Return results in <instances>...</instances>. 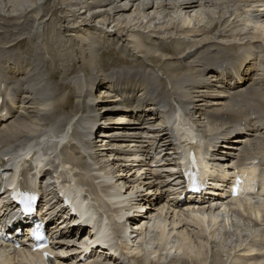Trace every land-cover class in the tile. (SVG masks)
Here are the masks:
<instances>
[{"label":"bare ground","instance_id":"bare-ground-1","mask_svg":"<svg viewBox=\"0 0 264 264\" xmlns=\"http://www.w3.org/2000/svg\"><path fill=\"white\" fill-rule=\"evenodd\" d=\"M137 1L138 0H131L132 3L133 2L135 3ZM234 1L243 2L244 6L249 7L250 11H252V12H255V13L256 12L257 13L263 12L264 13V0H233L232 2L235 4ZM97 2L99 3V5L103 4L102 6H106L105 9L98 10V12L105 11L104 13L106 15H108V14H110L109 12H112V10L117 6L116 4L118 2H120V0H97ZM140 2L142 4L143 9H145V8H147L153 4L158 3V5L160 6L162 3H164V4L166 3L167 7L169 5H172V7L176 8L177 12L179 10L181 11L183 9H188V10L193 9L194 10L195 8L200 7V8H202V11L199 14L203 15V16H204V14H206V16H207V14L209 12H205V9H206L205 7H209L210 5H213V4L214 5L216 4L215 6L219 7L223 4H228V2H231V0H142V1L140 0ZM246 2H249V3H246ZM70 3L75 5L74 6L75 8L69 9L66 11L67 14H64L62 17L63 22L70 21L69 17L78 15L77 13L82 8L80 6V4L77 3L76 1H70ZM94 3L95 2L93 1V3L91 5H93ZM113 5H116V6H113ZM132 5H134V4H132ZM89 6H90V4L88 3V0H86V4L84 5V7H89ZM1 10L6 12V13L8 12L9 14H12V13L14 14L17 12L19 13L21 10L32 12L33 16H34V20H35L31 24L32 31L35 30L36 24L39 23V20H44V19H46L47 21L49 20L48 17H44V15H41L40 6H39L37 1L0 0V11ZM44 10L47 11L46 8ZM125 10H127V8H125ZM208 10H209V8H208ZM224 10H226V9L224 8ZM97 13L92 15L91 21H93V18L95 17V15H97ZM140 14H142V13H140ZM249 14H250V12H248V15ZM232 15L233 14H231L230 17ZM206 16H204V17H206ZM225 16H226V12L224 11L220 20L215 22L213 20V17H215L214 14L213 15L208 14L209 18L212 17V18H210V20H212L211 21L212 29L217 28L218 26H220V24L223 25V22L226 19L222 20V18ZM110 17H114V15L110 14ZM198 17H196V18H198ZM187 19L188 20L185 19L186 21H184V19H183L184 22L182 21L183 24L179 29H181V30L185 29L186 31L190 30L189 24H191L193 21H191L189 18H187ZM77 21L78 20H76L74 22V24L76 26H79V27L81 25L88 26V25L92 24V22H87V21L84 23L81 21V23L77 24L76 23ZM105 21H110V20H105ZM113 21L117 22L115 24L116 27H118V28L120 27L118 30V33H115L114 32L115 30L114 31L113 30H107L104 28V26H102L101 29L103 32H102L101 36H99V37H100V40L108 41L109 43L113 44L114 47L116 49H118L121 53L125 54L126 57H122V59H121V61L123 63H133L135 61L136 62L142 61V58H148L155 65L160 66L161 64H163V65H161L163 68L162 67L161 68L164 70V72L163 71L162 72L164 74H167V73L171 74V77L174 78L172 81L173 84L179 85V87L185 85V90H182L181 87L179 89L180 91L178 92V95H177L179 97V99L175 95L171 94V92H169L170 100L172 98V100H178L179 102H180V100L182 101V103H179V102L175 103V106L177 107V108L176 107L175 108L178 110V112L179 113L182 112L181 111L182 109L180 107L184 108L187 111V114L190 115V119L192 118V122L195 125L193 128V126L190 123H187L188 127H190V128H187L185 126L180 127L178 125L174 129L175 134H176L175 136H177V140L179 142L178 147H182L180 143H181V139L184 137L188 140L192 139V140L197 142L198 141L197 139L200 138L199 134H197V133H198V131H201L199 129L202 128L199 126L203 125L205 127V129L203 132L201 131L202 132L201 134L205 135L206 137H209L210 140H212V142L214 139H217V140L221 139L222 135L230 134L231 129L233 131L236 130V131L243 132L244 135H242L241 138L235 137L234 140H232L235 143H237V142L238 143L239 142L240 143H246L245 156H241L242 162H243V160L247 159L244 163L249 164V163H252L253 159L255 160V159L259 158L258 156L263 157L262 154H264V136L260 137V140H258V142L256 143V149L253 150V151H255V153H252L253 151L250 150V148L253 146V139L249 138L248 136L254 135V133H260V134L264 133V88H263L264 87V75L261 78H257L254 81V85H253L252 89H247L246 91L241 90V88L247 84L249 78L248 79L246 78V80L243 82L242 85L239 83V84H237V86H235L233 88L229 87L230 89L229 88L227 89V87H225V85L222 82L215 83V82H213L214 80H211V77L209 76L211 72H213V71L215 72V70H217L219 68L220 62H223V60L224 61L226 60L228 63L230 61H232L233 63L238 62L237 75L239 78L242 77V70H243V68H246L245 63L248 60H249L248 63H250L251 59L255 60V59L261 57L262 53H260V55H259L258 52L256 51L257 48H259L258 47L259 45H254V43L255 42L260 43L261 41H264V35H262L264 33L263 27H261L260 29H257L259 31V33H257L256 36L248 38V40L245 42L247 44V46L249 47V49L246 50V52H245L246 53L245 57L239 56V57L228 58L229 56L227 55L230 48H237V46L240 45L239 42L245 41L247 39V33L244 31V29L233 30L231 32V34L227 35V36L220 33V35L218 36V40L220 41V43H222V42H227V43L233 42L235 44L233 46H231L229 44V47H223V49L220 45H218V47L214 46L213 48L203 50V54H200L199 58L205 59L207 62H204L203 64L199 63L197 71L194 72L195 66L192 64H185L183 62L173 64L172 61L174 59V55L177 57L178 56H181V57L184 56V59L187 57H191L192 52L195 50V48H198L201 44L206 43L207 39H204L202 41H192L188 44V46L186 48H183L182 46L177 45L178 43H185L186 42L185 40H183V41L182 40H176L175 43L172 42L173 44L166 45V46L161 45V47L158 46V49L161 51L160 54H158L156 52V49H155V48H157V46L156 47L155 46L154 47L146 46L141 40L138 39L139 32L135 31L134 29L131 28L133 26L131 23H129V24L126 23L125 25L122 26L121 22H119L117 19H115ZM105 24H107V22H105ZM134 24H137V23H134ZM186 24H188L187 27L184 26ZM130 25H132V26H130ZM139 25H141V24H139ZM174 25L175 24L172 23L168 26L174 27ZM66 29L73 31V33H75L77 36H81V35L85 34L83 32H76V30H74L75 28L71 29V27H69V26H66ZM93 29L99 30V28H97V25L96 26L94 25ZM261 31H262V33H260ZM50 34L52 36H54V33L50 32ZM111 34H113V36L110 38ZM87 35L88 34H86V36ZM89 37L90 36H87V39ZM52 40H56V38L53 37ZM19 45H21V44L16 42V43L12 44L11 47L12 46H19ZM69 45H70V47H75V45H73L71 42L69 43ZM261 47H263V46L261 45ZM134 50H136L138 53L142 54V58L141 57L139 58V57H137V55H134V54H136L133 52ZM187 50H188V52H187ZM263 50H264V47H263ZM212 51H216L218 54H219V52L220 53L222 52V56H219L218 54L214 55L215 53L211 54V53H213ZM34 52L36 55H38V52L36 50H34ZM189 53H191V54H189ZM24 54H27V50H26V53H24ZM166 55H168V56H166ZM130 57H132L133 59L132 58L129 59ZM139 59H141V60H139ZM169 62L172 64H170ZM8 63L9 64L6 67V71L9 75H11L8 77L9 80H11L10 83H16L18 80H20V82L17 83L15 85V88L13 89L14 90L13 91V98L15 100L18 99L17 103L22 104V106L19 105V108H17L16 111L13 112V114L11 112L12 109H9L7 106L5 107V110H7V117L4 118V119H6L5 121H7L11 116L12 117L15 116L14 120L12 119V121L10 123H8V122L4 123V122H2L3 118L0 119V125H2V128L0 129V161L5 160L6 157H9L10 160H12L15 157L16 151H18L21 148H24L28 144L32 145V146H36L38 148V151L40 152V154H41L40 144L42 142L44 143L46 141L47 144L49 143V145H51V148H54V146L57 145V144H55L56 141L53 140V137H55V136H53L52 138H47L46 134H44V136L41 137L42 140L40 142H38V144H39V146H38V144L36 142L37 140H39L37 138L39 136L38 132L41 130H44L49 125L54 126V127L56 125H58V127L60 128V130L58 129L59 130L58 132H61L68 125L70 126L78 115H80V123L83 124L84 128L90 129L89 132L87 131V129H86L87 132L85 131L87 133L86 137L89 138L90 134H95L97 132L95 130L94 126H95V124L98 123L99 119L101 121L106 116H111V115L120 116V115L130 114L131 113L129 111L130 108H132V110H135L138 108L137 106L136 107L133 106V104L135 102L141 101V100H143L145 102L143 105V108L149 107V109H147V110H149L150 113L146 115V114H143V112L138 110L137 114H136L135 122H132L131 124H129L128 126H125V127H122V124L119 123L120 125L114 131V133L121 132L123 134L120 137L126 138L127 133L130 132L129 129H131V130L136 129L137 130V129L141 128V127L135 128L136 126H133V124H142L143 121H148L146 123H149V124L147 126H144V128H142V129H144L143 131H141L142 134L151 135L150 139L151 140L155 139L156 143L158 142V144H159V141H161L162 139L168 138V137L163 138V136L168 134V131L166 128L162 129V133L154 135V136L152 135V133L155 132V131L151 130V129H153L152 126H154V123L157 121V119L159 121L160 118L158 117V115L165 111L164 105L166 103L164 101H160L158 99V97L156 96V91L153 87L152 82L144 74H142L138 71H132L131 72V71H122L121 70V71H118L116 74H113V75L110 74L111 76L106 75V77H99L97 82L99 80H101L102 81L101 83H103V85H105L104 88H102V90L99 91V94H104V96H102V97H101V95L98 96L97 92L94 90V85L97 84V82L95 83V80L92 82L95 84L90 83L88 78L86 80L91 85V88H93L95 93L91 89H89L90 86L85 85L84 89H83V86H82L83 84L82 85L77 84L75 86L62 85L61 88L63 90H65V91L66 90H69V91L72 90V92H70V94L65 92L63 95L60 96L61 101L53 100V102L51 103L50 101L47 100L48 95L46 94V92L43 89L38 88V86H41V84L36 82V78H37L36 74L37 73L33 74L30 71L26 70L27 68H32L31 70L36 69L37 67H36V65H34V63L30 62L29 60L23 59L21 56L20 57L16 56L15 54L10 55V58L8 59ZM78 64H80V66L83 67L84 69H87L89 71L91 70V68H90L91 64L87 60V58L83 59L82 61H81V59H78V62H76V64H70V65L66 66L64 69H62V75L70 76L72 73L75 72ZM230 68H232V66ZM206 70H210V73H207V72L205 73ZM21 75H23L22 78H19ZM222 75H223V73H222ZM25 79H27V80H25ZM24 80H25V82H24ZM157 82H163V80H160ZM168 82L170 85L172 84L171 79ZM109 83H111V85H109ZM167 87H168V85H167ZM221 87H222V89H220ZM217 88H218V90H217ZM226 89H227V91H226ZM105 90H107V91H105ZM223 92H225V93H223ZM106 93H107V96H105ZM103 99H105V100H103ZM167 99H169V96H167ZM14 105H15V101H14V103H12V107H14ZM140 106H141V104H140ZM189 107H190V109H189ZM191 108L197 109L195 111V113H192V117H191V114L189 113ZM178 112L176 113L175 116L173 115V117L170 120L168 117L164 118L162 116V114H160L161 119L163 120L162 123H165L166 119L169 121L173 120L179 114ZM101 113H102V117H100ZM153 115H157L156 116L157 118ZM167 116H170V114H167ZM155 118H156V121H154ZM152 121H154V123ZM242 121H244V125L246 126L245 129H244V127H239ZM139 122H141V123H139ZM198 122H199V124H198ZM156 132H159V131H156ZM111 133L112 132H109L107 134V133H104V131H101L100 137H102V135L103 136L109 135V137L111 138V137H113V136H111ZM82 134H84V133L80 134L77 131L74 132V136L76 137L75 139H77V137H80ZM59 136H60V134H56V137H59ZM114 137H117V136H114ZM44 138H46V139H44ZM237 138H239V139H237ZM58 139H59L58 142H61V144H63L64 141L68 139L67 144H69V146L72 149H77L79 147V146H77V144H73L74 141H72L73 139L71 140V138L67 132L62 133V137H59ZM114 139H115V141H117L116 143H119L117 138H114ZM114 139H106L105 141L114 142ZM97 141H100V140H98V137L96 139V142ZM93 143H95V142H93ZM15 144H19V145L14 146ZM227 144H229V143H227ZM103 145H104L103 148L99 147L98 144L97 145L94 144L93 146H90L89 148L91 149V152L88 154V157L95 159V155L97 154V152H101V150L106 151V150L110 149V148H107L108 143H104ZM113 145L115 146V144H113ZM116 146H118V144ZM161 146H163V148H165L164 150H169V145L162 143ZM208 146L213 147V143L211 144V141H210V144H208ZM121 147L122 146H120V147L118 146L114 150H110V151L108 150V152H120L119 150L121 149ZM127 147H130V145H128ZM157 147H159V146H157ZM226 147H232V146L226 145ZM233 148H237V147L234 146ZM153 149H154V146H150L147 149V152L149 153ZM196 149L201 155L204 154V151L201 147H198ZM247 151H249V152H247ZM86 152H89V151L85 150V153ZM132 153H129V154H132ZM134 154L135 153H133V155ZM249 154H252V155H250V157H248ZM101 155H103V154H101ZM74 162L76 165L80 164L79 161H74ZM210 165H211V163H210ZM212 165H214V164L212 163ZM212 165H211V172L215 173L217 169L213 170ZM83 167H85V165ZM256 167H257V165L254 166L253 169H251V171L253 172L254 179L258 180V177L256 174ZM47 174H49V172H46L44 177ZM118 186H119V184H118ZM62 187H63L64 191H68V189H67V188H69L68 186L65 187L62 185ZM121 187H123V186H121ZM76 190L79 193H81L83 191V189H76ZM122 190H123V188L113 186L112 191L116 192V194H115L116 197H108V200L111 203H113V200L116 199L118 205H122V204H124L125 206L131 205L132 204L131 202L133 201V199L131 198L132 192H130L128 196H124V195H122ZM263 190H264V184H263ZM157 202L159 203L158 200H157ZM158 203H156V202L153 203V205L156 206V207H154L153 210L156 209L161 214H164L163 212L166 211V208H167L166 205L160 206V205H158ZM74 204L80 206V211L82 213V217L85 218L86 221H89L90 223H92L95 226L99 225V222L96 218H91V219H90V217L88 218V216H87L88 210L91 211V207L86 200L82 199V197L81 198L78 197L74 201ZM159 204H161V203H159ZM203 206H204L203 200H199L195 205H188V207L186 209H181L182 205L177 204V203H174L171 207L169 206L168 210H170L172 213V217H170V221H168L167 217H166V219H164L165 220L164 222L162 220H159L157 223V229H158L157 239L160 241V244H161V246L158 249L157 248L151 249V250L146 249V248H148V244L151 243V239L153 240L154 237L152 236V234L149 230H145L143 227L142 230H140V232L142 231L141 232V241L143 239V246L142 247L147 252L145 255L142 256L143 257V259H142L143 264H207V262L209 261V260L207 261V259H208L207 257L209 255L207 256V254H206L207 250L206 249H207V247H209L210 241L206 238L203 239V237L198 236V238L200 237L201 239H198V242H196L195 240H193L196 237L191 238L187 229L184 228V221H189L190 223H193L194 225L195 224L199 225V227L202 226V227H200L202 229L207 224L211 228L213 225H215L218 222V219H219L218 216L214 215L215 213H213L212 211L209 213L206 210V208ZM223 206H224V204H223ZM239 206L242 208V210H244V205H242L241 202L239 203ZM225 209L228 210L229 207H226ZM211 210H213V208ZM262 210H264V209H262ZM167 213H169V212H167ZM187 213H188V215H186ZM256 213H257V216H259V212L256 211ZM147 214H148V212L146 213V216H147ZM151 216H152V214H151ZM186 216H188V218H186ZM146 219H148V217ZM236 221L238 222L237 219H236ZM233 223H236V222L233 221ZM237 224H239V223H237ZM248 226H250V225H248ZM248 226L245 227L244 229L250 230L251 227L249 228ZM240 227H241V224H240ZM251 229L253 231V228H251ZM192 231H194V230L192 229ZM247 232H248V230H247ZM206 233H207V230H205V228H204L203 234H206ZM193 234H194V232H193ZM207 235H208V233H207ZM246 235H245V237H246ZM111 236H114V239L116 238V233L113 229H112V235ZM195 236H196V234H195ZM240 236H242V233ZM216 238H217V236H216ZM157 239H156L155 244L159 243V241H157ZM226 240H227V238H226ZM64 242L65 241L60 242V244H61L60 247H62V246L66 247V245H65L66 243H64ZM238 244H239V242L237 243V245ZM241 244H243V243H241ZM153 245L154 244H152L151 246H153ZM217 248H219V247H216V249ZM227 248L228 247L226 246V249ZM221 249H222V247H221ZM226 249L224 251H226ZM234 249H236V248H234ZM141 250H142V248L140 249L139 247L129 249V250L127 249V251H128L127 254L138 255L141 253ZM62 251L67 252V248H64ZM257 251H258V249H254L250 253L253 254ZM228 252H229V254L231 253L230 251H228ZM171 253L174 254V256L169 260V262L168 261L164 262V263L161 262L162 256H163V258L166 256H167V258H169V256H171ZM217 253H218V256L220 257L222 264L223 263L225 264L224 259L221 257L222 254H220L219 251ZM151 255L154 256V257H152L153 261H151V258H150ZM106 261L109 262V261H113V260L109 259ZM159 261H160V263H159ZM263 263H264V258L261 259V263L260 262H250L249 264H263ZM76 264H77V261H76ZM85 264H105V262L104 261L100 262L97 260L95 261V259H93L91 261H88ZM233 264H241V263H239V261L234 260Z\"/></svg>","mask_w":264,"mask_h":264},{"label":"rangeland","instance_id":"rangeland-1","mask_svg":"<svg viewBox=\"0 0 264 264\" xmlns=\"http://www.w3.org/2000/svg\"><path fill=\"white\" fill-rule=\"evenodd\" d=\"M30 1H37L39 6H40L41 15H44V17H48L49 20L48 21L46 19L39 20V23L36 25L35 30L32 31L31 24L35 21L32 12H28L25 10L24 11L21 10L22 11L21 12L19 10L20 11L19 13L17 12L14 14L13 13L9 14L8 12L6 13V12L1 10L0 11V50H3L5 48V46L8 43H10L8 46L9 49L20 47V48H23V53H26V50H27V55L34 57V55H36L34 50L38 49V47H39V51L41 53V56L36 57L33 60H35V63L38 65V70H41L43 73H41L40 75L36 74V77H37L36 82L41 84V86H38V88L43 89L46 92V94L48 95L47 100L50 101L51 103L53 102V100L61 101L60 96L63 95L65 92H67L69 94H70V92H72V90H70V91L69 90H66V91L63 90L61 88L62 85L75 86L77 84H81V85L83 84L82 86L84 89V86L88 83V82L86 84L84 83L86 81V78H88L90 83H92L94 80L96 83L98 78L102 76L101 74L107 68H108V70H111L112 68L117 67V66H121V67L127 68V69H132V70L123 69L122 71H131V72L132 71H138V72L142 73L140 70H138L141 68L142 71L146 72L148 74V76H150V78L152 77L151 79L154 80V81H152V84L153 85L155 84V86H156L155 91H156V96L158 97V99L160 101H164L165 103L172 101V98L170 100L169 92H171V91L169 89L175 91L176 87L178 88L179 85H175L172 83L174 78L171 77L170 73H167L165 75L162 74L164 72V70L162 69L163 67L161 65H163V64H161L160 66L153 64V62H151L148 58H142V54L138 53L136 50H134L133 52L136 53L135 55H139L142 58V61H137V62L135 61L133 63H123L121 61V59L124 55L120 56L122 54H120L121 52L118 49H116V48L113 49L114 47L112 49H108V50L105 49V48H108V45H110L111 43L107 45V43H109V42L100 40L99 36H101V34L103 32L101 27L104 26L105 29L113 30V31L115 30L114 32L118 33V30L120 27L118 28L115 26V24L117 23V22L113 21L115 19H117L119 22H121L122 26L125 25L126 23H128V24L131 23L133 25V26L130 25V26H132L131 28L134 29L135 31L139 32L138 39L141 40L146 46H149V47H154V46L156 47L157 46V48H155V49H156V52L158 54H160V52H161L158 49V46L161 47V45L162 46L170 45V44L175 43L176 40H182V41L185 40L186 41L185 43H178L177 45L182 46L183 48H186L188 46V44L192 41H202L204 39H207L206 43H203L198 48H195V50L192 52V55H191L192 58L187 57L184 59V56H182V57L178 56L177 57L174 55V59L172 61L173 64L180 63V62H183L185 64H192L195 66L194 72L197 71L199 63L203 64L204 62H207L205 59L199 58L200 54H203V50L213 48L214 46L218 47V45H217V44H219L218 43V36L220 35V33L227 36V35H230L233 30L244 29V31L247 33V39H248V38L256 36V34L259 33V31L257 29H260L261 27L264 28V13L263 12H260V13L252 12V11H250L249 7L244 6L243 2L234 1L235 2V4H234L232 2L233 0H231V2H228V4H223L219 7L215 6L216 4L210 5L209 7H205L206 8L205 12H209L208 13L209 15L214 14L215 17H213V20L215 22L220 20L224 11L226 12V16L222 18V20L226 19L223 22V25L220 24V26H218L217 28H214V29H212V26H211L212 20H210V18H212V17L209 18L208 14H207V16H206V14H204V16H206V17H204L203 15H200L199 13H201V11H202V8H200V7H197L194 10L193 9L192 10L191 9H189V10L183 9V10H181V11L179 10L177 12L176 8L172 7V5H169L167 7L166 3L165 4L162 3L159 6L158 3L156 2L157 4H153V5L145 8V9H143L140 0H138L140 3L138 1L135 3L134 2L132 3L131 0H120V2H118L116 4L117 6L113 5L116 7L112 10V12L108 11L110 14L114 15V17H110V14L106 15L104 13L105 11L98 12V10L105 9L106 6H102L103 4L99 5L97 0H91V1L88 0V3L90 4L89 7H84V5L86 4V0H30ZM70 1H76L77 3L80 4V6L82 8L77 13L78 15H76V16H70L69 15L70 17L68 16L70 18V21L63 22L62 17L64 14H67L66 11L69 9L75 8L74 7L75 5L70 3ZM93 1L95 3L93 5H91L93 3ZM132 4H134V5H132ZM45 8L47 9V11L44 10ZM125 8H127V10H125ZM208 8H209V10H208ZM224 8L226 10H224ZM248 12H250L249 15H248ZM96 13H97V15H95V17L93 18V21H91L92 15H94ZM140 13H142L143 15ZM177 13L178 14L180 13V14L178 15ZM231 14H233V15L230 17ZM196 17H198V18H196ZM187 18H189L191 21H193L191 24H189L190 30L186 31L185 29H183V30L179 29L182 26L183 22L188 20ZM183 19H184V21H183ZM76 20H78L76 22L77 24L81 23V21L83 23L86 21L92 22V24L88 25V26L81 25L79 27V26H76L74 24V22ZM105 20H110V21H105ZM105 22H107V24H105ZM134 23H137L138 25L134 24ZM172 23L175 24L174 27H169L168 25H170ZM139 24H141V25H139ZM94 25L95 26L97 25V28H99V30L93 29ZM187 25L188 24H186L184 26L187 27ZM66 26L71 27V29L75 28L74 30H76V32H83L85 34H83L81 36H77L75 33H73V31L66 29ZM263 31H264V29H263ZM31 32H33L31 37H34V36L39 35V34H43L42 37L44 39L45 44L43 45V39L41 37H39L37 39V42H36V38H35L33 40L35 44H33V45L27 44L26 38L15 39L17 37L29 36L28 33H31ZM50 32L54 33V36H52L50 34ZM260 33H262V31ZM86 34H88L87 36H90L88 39H87ZM262 35H264V33ZM112 36H113V34L110 35V38ZM53 37H55L56 40H52ZM60 40H61V42H64V43H68L70 41L73 45H75V47H70V45L61 43ZM16 42H18L21 45L11 47V45L16 43ZM3 46H4V48H3ZM222 46H224V45H222ZM103 49H105L106 51L104 50L102 53V56H99L101 50H103ZM222 49H223V47H222ZM241 50H240V53L242 52ZM2 52H4V53L2 54ZM2 52L0 53V55L2 54L0 58L3 61L6 58V56H5L6 54H5V50H3ZM187 52H188V50H187ZM212 52L213 53H211V54H214V53H215L214 55L218 54L216 51H212ZM232 53H237V52H232ZM12 54H15V51H12L11 55ZM50 54H51V56H50ZM189 54H191V53H189ZM218 55L222 56V52L221 53L219 52ZM166 56H168V55H166ZM85 58H87V60L91 64V67H90L91 70L90 71L87 69H84L83 67L80 66V64H78L77 69L70 76L62 75V69H64L66 66H68L70 64H76V62H78V59H81V61H82ZM130 58H132V57H130ZM48 59H49V61H48ZM139 60H141V59H139ZM172 63H170V64H172ZM146 66H147V69H145ZM134 68H137V69H134ZM149 72H150V75H149ZM83 73H85L86 76ZM78 74H79V76H78ZM142 74H144L148 78V76L145 73H142ZM38 75L39 76L43 75L41 78H39L40 79L39 82L37 81ZM111 75H113V74H111ZM111 75H109V76H111ZM169 78L171 79L172 84L169 85V89H168L166 81H168V80L170 81ZM160 80H163V82H157ZM100 81L101 80H99L97 82V84ZM41 82L48 84V85H44ZM95 83H92V84H95ZM89 89H91L94 92L93 88L89 87ZM179 89H180V87L178 88V92L180 91ZM95 91L97 92V90H95ZM105 91H107V90H105ZM171 94L178 97L177 96L178 93L176 94V93L171 92ZM103 96H104V94H103ZM105 96H107V93ZM167 96H169V99H167ZM178 99H179V97H178ZM103 100H105V99H103ZM189 109H190V107H189ZM192 109L193 108H191V110ZM192 113H195V110L194 111L192 110ZM198 124H199V122H198ZM52 127L56 131L60 130L58 125H56L55 127L54 126H52ZM73 129L77 130L76 125H73L72 130ZM42 131L43 130H41V132ZM41 132L39 131L38 133H41ZM46 135H47V138H52L53 135L56 136V133L53 131L52 133H50V132L46 133ZM134 135H138V134H134ZM260 137L261 136H258L257 138H255L253 140V146L250 149H252V150L256 149V143L258 142V140H260ZM53 138L56 139V137H53ZM99 140H102V138H99ZM148 142H150V141H148ZM97 144L103 145L104 142L100 141V142H97ZM18 145L19 144H15L14 146H18ZM112 147L113 146H111V148ZM110 150L111 149H109V151ZM106 153H107V156L106 155L104 156V154H106ZM110 153L111 152L106 151L105 153L98 154L100 157L102 156L101 158L99 157L100 164L94 165V164L88 163L87 164L88 167H86L85 170L92 175H101L100 174L101 172H102V174H106V175L107 174H109L111 176L115 175L116 178L113 179V183L117 184V186L119 184V186H123V188L131 187L132 183L130 180H132V177H128V176L126 177V172H123L124 175H122L123 174L122 173L123 167L121 166L122 162L120 160H117V158L112 160L114 155L111 156ZM101 154H103V155H101ZM96 156H97V154L95 155V158H96ZM64 157L66 158V160H68L70 162L75 159V157L73 155H71V151L69 149H68V151ZM61 159H62V156H60L59 154L54 155L55 164L57 162H59ZM104 163H105L106 168H104V171H101L100 167ZM70 165H73V164L70 163ZM164 169L165 168H163L162 170H164ZM166 169H168V168H166ZM118 170H119V172H118ZM158 171H161V170H158ZM262 173L264 174V165L262 168ZM164 175H167V174H164ZM253 201H255V202L257 201L256 204H258L259 206L262 207V209H264V197H255L253 199ZM159 213H153V216H154L153 220L155 221L156 225H157L159 220H162L164 222L165 221L164 219H166L165 216L160 215ZM214 215H216V214H214ZM260 215L262 217V218L260 217L261 218L260 221L262 222V224L264 226V210L261 211ZM216 216H218V215H216ZM236 219L238 220V222L236 221ZM168 221H170V219ZM233 221L236 223H239V224H237L238 226L235 225V223H233ZM228 222H229V224H225L226 228H224V226H221L222 229L224 228L222 230V232L217 231V229L215 227L214 228L215 230L213 229V232L211 231L213 234L208 233V235H210L209 239H211V241H212V243L209 244V248L206 249L208 251V252L206 251V254H207V256L209 255L208 256V260H209L208 264H220V259H219L218 253H217L218 251L222 254V256L224 255L223 257L226 261L225 263L228 262L227 264H232L233 259H230L228 257L229 255L227 252L229 250L234 249L237 246L241 245V243H243V242L245 243V240L247 241L248 234L253 236L255 233L258 232L257 229L255 231H252V229H250L251 231L249 229H244L245 226H243L242 222L239 221V217L237 214L231 215ZM240 224H241V227H240ZM155 228L157 229V227H155ZM187 228L189 229L190 233L192 232L191 237L192 238L196 237L194 239L197 241L199 239L198 238L199 235L208 236L207 234H203L201 232L202 228H200L197 225H195V227H194L193 225L190 224V226H188ZM192 229L194 231H192ZM247 230H248V232H247ZM193 232H194V234H193ZM241 233H242V236L244 235L243 237L240 236ZM195 234H196V236H195ZM245 235L247 238L245 237ZM216 236H217V238H216ZM155 238H156V234L154 233V239L150 243L151 245L152 244H154V245L153 246L150 245L151 247H155V245H157V244H155V242H156ZM226 238H227V240H226ZM238 242H239V244L237 245ZM226 246L228 247L227 249H226ZM216 247H219V248L216 249ZM221 247L223 250L221 249ZM225 249H226V251H224Z\"/></svg>","mask_w":264,"mask_h":264}]
</instances>
